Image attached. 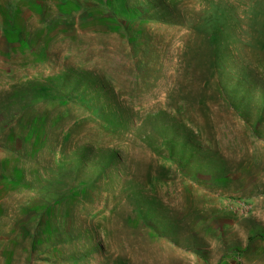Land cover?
Wrapping results in <instances>:
<instances>
[{"label":"rangeland","instance_id":"rangeland-1","mask_svg":"<svg viewBox=\"0 0 264 264\" xmlns=\"http://www.w3.org/2000/svg\"><path fill=\"white\" fill-rule=\"evenodd\" d=\"M0 264H264V0H0Z\"/></svg>","mask_w":264,"mask_h":264}]
</instances>
